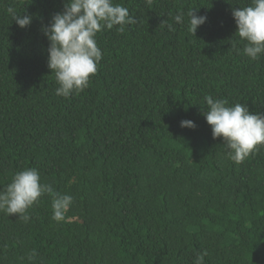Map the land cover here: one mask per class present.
Instances as JSON below:
<instances>
[{"label": "trees", "instance_id": "1", "mask_svg": "<svg viewBox=\"0 0 264 264\" xmlns=\"http://www.w3.org/2000/svg\"><path fill=\"white\" fill-rule=\"evenodd\" d=\"M66 2L0 0V190L35 168L73 197L60 222L48 194L27 221L0 211V264H264V145L233 162L201 106L264 114V55L243 54L232 15L251 0H114L136 22L97 33V71L67 98L42 31Z\"/></svg>", "mask_w": 264, "mask_h": 264}, {"label": "clouds", "instance_id": "2", "mask_svg": "<svg viewBox=\"0 0 264 264\" xmlns=\"http://www.w3.org/2000/svg\"><path fill=\"white\" fill-rule=\"evenodd\" d=\"M6 13L21 28L32 22V16L21 15L13 6L7 7ZM232 15L237 25L235 35L244 42L243 54L258 60L264 55V0H251L248 6L233 7ZM187 17L188 31L194 35L207 21V17L197 15L195 9H190ZM174 20L184 23V14L175 15ZM135 22L128 8L114 0H67L63 11L55 13L49 25L42 26L50 42L48 68L59 85L56 95L67 98L88 87L90 77L102 60V51L96 42L98 32L116 26H119L117 31L123 32L125 25ZM167 26L174 30L172 24ZM232 47L236 45L233 43ZM204 100L207 108L201 105L202 115L211 126L213 139L223 138L233 162L241 163L258 145H264V114L253 113L242 103L229 106L227 100L213 99L211 95ZM181 127L194 129L196 124L192 120H182ZM44 194L52 197V219L64 220L73 197L57 192L50 183H42L35 168L16 172L11 183L0 190V211L9 216L18 214L27 221L30 218L27 210ZM205 255L206 252L198 255L195 264H204Z\"/></svg>", "mask_w": 264, "mask_h": 264}]
</instances>
